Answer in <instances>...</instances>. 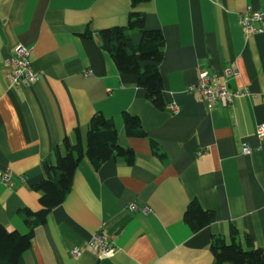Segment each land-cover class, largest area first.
<instances>
[{
    "label": "crops",
    "instance_id": "crops-1",
    "mask_svg": "<svg viewBox=\"0 0 264 264\" xmlns=\"http://www.w3.org/2000/svg\"><path fill=\"white\" fill-rule=\"evenodd\" d=\"M248 7L264 13V0H147L134 8L131 0H0V225L28 232L21 211L40 210L44 164H54L64 140L75 142L76 130L85 148L95 114L134 155L132 165L111 158L97 170L81 160L18 264H215L212 239L230 244L233 232L242 248L249 240L264 250V138L255 135L264 124V33L244 36L238 20ZM132 11L163 38V110L102 48L99 31L126 27ZM130 39L138 46L140 34ZM17 46L32 49L37 78L28 86H11L4 66ZM228 69L238 78L225 80ZM200 70L245 94L229 108H208L188 92ZM123 114L139 120L144 137L127 136ZM6 172L12 186L1 182ZM192 202L215 218L196 233L183 222ZM96 234L109 238L113 257L87 248Z\"/></svg>",
    "mask_w": 264,
    "mask_h": 264
},
{
    "label": "trees",
    "instance_id": "trees-1",
    "mask_svg": "<svg viewBox=\"0 0 264 264\" xmlns=\"http://www.w3.org/2000/svg\"><path fill=\"white\" fill-rule=\"evenodd\" d=\"M147 0H131V7ZM140 34V43L134 46L130 33ZM102 48L108 52L119 74L137 79V86L145 91L146 99L158 110L164 109L162 100V80L157 65L163 57V38L159 31L144 29L143 17L130 12L126 27H112L99 31ZM127 136L141 138L139 120L123 114ZM75 142L67 139L63 142V153L56 151L54 164H44L45 178L35 190L39 194L40 210L21 211L28 232L24 235L16 231H7L0 225V264H18L20 256L32 243L36 227L46 222L49 213L58 207L69 193L76 168L81 160H86L94 170L111 158H122L132 165V151L120 146L112 122L101 114H95L90 121V130L86 135L85 148L78 130ZM153 153L160 157L154 146ZM214 214L203 210L192 202L188 205L183 222L192 233H196L214 222ZM247 249L235 241L234 232L231 243L226 244L221 238H213L210 246L215 264H264V250L255 248L247 240Z\"/></svg>",
    "mask_w": 264,
    "mask_h": 264
},
{
    "label": "built area",
    "instance_id": "built-area-1",
    "mask_svg": "<svg viewBox=\"0 0 264 264\" xmlns=\"http://www.w3.org/2000/svg\"><path fill=\"white\" fill-rule=\"evenodd\" d=\"M238 24L243 31L244 36H250L257 33H264V13L246 8L245 12L239 16ZM257 24L258 27H255ZM32 53L31 48L17 46L13 55L4 60V66L9 69V79L11 86L21 87L33 84L36 81V73L31 67L29 57ZM224 79L238 78L236 70H225L223 73ZM188 92L197 94L207 104L208 108L213 103H219L222 108H229L233 99L243 96L244 92H236L229 89L226 81L220 83L217 76L210 74L207 71L200 70L198 72V81L195 85L189 86ZM173 113L178 111L177 106H170ZM257 138H264V124L257 126L255 130ZM251 149L247 145H242L241 154L250 155ZM1 182L6 186L13 185V175L9 172L2 174ZM130 212L137 211L135 204L128 206ZM139 213L147 215L150 213L148 208H140ZM89 249H97L99 258H111L115 254V249L112 247L108 237L101 234H96L86 244ZM74 255H79L80 250H74Z\"/></svg>",
    "mask_w": 264,
    "mask_h": 264
}]
</instances>
